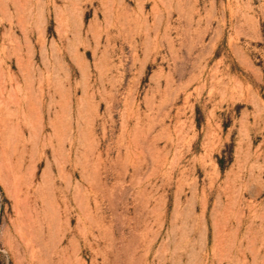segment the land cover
I'll use <instances>...</instances> for the list:
<instances>
[{
	"label": "rangeland",
	"instance_id": "obj_1",
	"mask_svg": "<svg viewBox=\"0 0 264 264\" xmlns=\"http://www.w3.org/2000/svg\"><path fill=\"white\" fill-rule=\"evenodd\" d=\"M0 264H264V0H0Z\"/></svg>",
	"mask_w": 264,
	"mask_h": 264
}]
</instances>
